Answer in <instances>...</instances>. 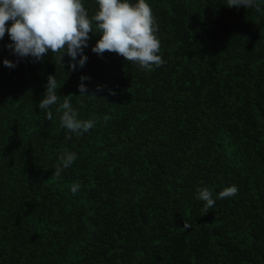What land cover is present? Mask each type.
<instances>
[{
	"label": "trees",
	"instance_id": "trees-1",
	"mask_svg": "<svg viewBox=\"0 0 264 264\" xmlns=\"http://www.w3.org/2000/svg\"><path fill=\"white\" fill-rule=\"evenodd\" d=\"M259 2L260 11L227 0H149L163 60L149 69L94 53L98 33L76 70L67 53L63 62L50 50L41 60L17 57L5 34L0 264H264ZM85 6L96 10L95 0ZM50 75L59 97L51 119L39 109ZM65 98L81 118L95 117L93 129L69 138L57 112ZM65 150L78 158L57 176ZM233 184L238 194L210 209L197 198L201 188L215 198Z\"/></svg>",
	"mask_w": 264,
	"mask_h": 264
},
{
	"label": "clouds",
	"instance_id": "clouds-1",
	"mask_svg": "<svg viewBox=\"0 0 264 264\" xmlns=\"http://www.w3.org/2000/svg\"><path fill=\"white\" fill-rule=\"evenodd\" d=\"M95 4L96 10L90 14L85 0H0V40L7 33L11 41L7 47L19 58L31 56L41 60L50 50L60 54L59 59L63 62L67 53L72 58V69L76 70L88 60L84 50L88 47L89 34L98 33L100 38L92 46L97 55L102 56L106 50L115 52L145 69L163 63L159 55L161 42L156 34V20L149 0H95ZM226 5L261 10L259 0H227ZM94 23L98 32L93 31ZM3 64L9 68L17 66L7 58ZM87 79L89 77L81 76L79 90L82 94L87 92L83 83ZM57 88L55 76L50 75L39 102V109L46 110L49 119L53 116L51 106L59 101ZM57 112L60 113V125L68 130L69 138L87 133L97 123L95 117L81 118L67 98L59 103ZM77 158L76 152L65 150L59 157L55 175L60 176ZM78 190L79 184L73 183L70 191L76 194ZM238 191L235 184L226 186L214 198L208 188H201L197 198L204 202L205 209H210L217 198L234 197Z\"/></svg>",
	"mask_w": 264,
	"mask_h": 264
}]
</instances>
